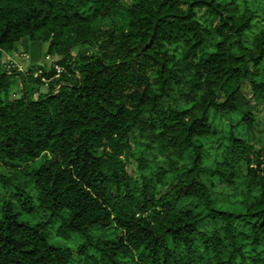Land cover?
Returning a JSON list of instances; mask_svg holds the SVG:
<instances>
[{
  "label": "trees",
  "instance_id": "trees-1",
  "mask_svg": "<svg viewBox=\"0 0 264 264\" xmlns=\"http://www.w3.org/2000/svg\"><path fill=\"white\" fill-rule=\"evenodd\" d=\"M263 138L264 0H0V264H264Z\"/></svg>",
  "mask_w": 264,
  "mask_h": 264
},
{
  "label": "rangeland",
  "instance_id": "rangeland-1",
  "mask_svg": "<svg viewBox=\"0 0 264 264\" xmlns=\"http://www.w3.org/2000/svg\"><path fill=\"white\" fill-rule=\"evenodd\" d=\"M27 46L25 48H20V51L18 53H15L13 55H4L2 57V62L7 66L8 69L9 66H14L19 72L26 73L27 70H29L31 67L36 66H44L47 69L53 68V58L50 60L49 58L52 57L51 55L48 56V44H41L37 42H27ZM48 59V60H47ZM40 73V72H39ZM38 73V74H39ZM40 75V74H39ZM20 90V85L17 84L16 91ZM40 93L44 94L48 91L47 83L45 86L39 88ZM264 141V138H263ZM42 159H39L38 161L32 162V166H38L41 163ZM4 174H9L8 169H1L0 170ZM129 172L135 177L137 176V166L135 162L132 161L131 165L129 166ZM31 189H28L27 191L32 193L30 191ZM5 190H3L0 187V201L3 200L4 197H6ZM21 219L26 222L30 223H36L39 220L43 219V215L39 214H25L23 213L21 216ZM53 244H60L62 246H69L74 247L73 243L67 242L58 238H53L51 240Z\"/></svg>",
  "mask_w": 264,
  "mask_h": 264
},
{
  "label": "built area",
  "instance_id": "built-area-1",
  "mask_svg": "<svg viewBox=\"0 0 264 264\" xmlns=\"http://www.w3.org/2000/svg\"><path fill=\"white\" fill-rule=\"evenodd\" d=\"M50 59V58H49ZM48 60V59H47ZM51 60V59H50ZM54 69L58 72V73H61L62 71H63V69L61 68V67H59V66H57V65H54ZM39 73V72H38ZM37 73V75H39V74H41V72L38 74Z\"/></svg>",
  "mask_w": 264,
  "mask_h": 264
},
{
  "label": "crops",
  "instance_id": "crops-1",
  "mask_svg": "<svg viewBox=\"0 0 264 264\" xmlns=\"http://www.w3.org/2000/svg\"><path fill=\"white\" fill-rule=\"evenodd\" d=\"M27 42L26 43H23L22 45H20V48H25L27 45Z\"/></svg>",
  "mask_w": 264,
  "mask_h": 264
}]
</instances>
